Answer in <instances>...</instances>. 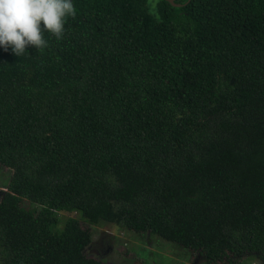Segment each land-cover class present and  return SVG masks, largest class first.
<instances>
[{
    "label": "trees",
    "instance_id": "obj_1",
    "mask_svg": "<svg viewBox=\"0 0 264 264\" xmlns=\"http://www.w3.org/2000/svg\"><path fill=\"white\" fill-rule=\"evenodd\" d=\"M73 2L0 49V264H105L84 221L264 264V0Z\"/></svg>",
    "mask_w": 264,
    "mask_h": 264
},
{
    "label": "rangeland",
    "instance_id": "obj_2",
    "mask_svg": "<svg viewBox=\"0 0 264 264\" xmlns=\"http://www.w3.org/2000/svg\"><path fill=\"white\" fill-rule=\"evenodd\" d=\"M156 2L157 0H150V8L157 14ZM11 174L10 169L0 165V194L7 190ZM24 205L29 208L39 206L29 200H25ZM69 217L81 218L78 212H60L58 227ZM82 224L93 233V240L85 249L86 255L100 259L105 264H207L198 251L194 252L149 231L136 232L114 223L91 225L84 221ZM239 264L260 262L257 253L251 252Z\"/></svg>",
    "mask_w": 264,
    "mask_h": 264
},
{
    "label": "clouds",
    "instance_id": "obj_3",
    "mask_svg": "<svg viewBox=\"0 0 264 264\" xmlns=\"http://www.w3.org/2000/svg\"><path fill=\"white\" fill-rule=\"evenodd\" d=\"M75 15L73 0H0V49L17 57L29 47L43 50L45 33L60 40Z\"/></svg>",
    "mask_w": 264,
    "mask_h": 264
}]
</instances>
